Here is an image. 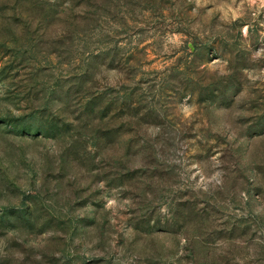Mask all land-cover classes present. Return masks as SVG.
<instances>
[{
    "label": "rangeland",
    "instance_id": "rangeland-1",
    "mask_svg": "<svg viewBox=\"0 0 264 264\" xmlns=\"http://www.w3.org/2000/svg\"><path fill=\"white\" fill-rule=\"evenodd\" d=\"M0 264H264V0H0Z\"/></svg>",
    "mask_w": 264,
    "mask_h": 264
}]
</instances>
